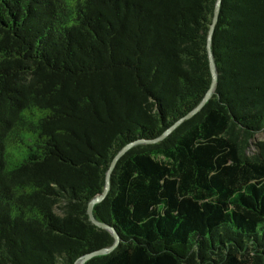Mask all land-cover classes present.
<instances>
[{
	"label": "trees",
	"instance_id": "16d2710c",
	"mask_svg": "<svg viewBox=\"0 0 264 264\" xmlns=\"http://www.w3.org/2000/svg\"><path fill=\"white\" fill-rule=\"evenodd\" d=\"M217 0H0V264L111 245L88 220L116 152L211 82ZM215 87L116 162L83 264H264V0H220ZM106 233V234H105ZM253 252V254H250Z\"/></svg>",
	"mask_w": 264,
	"mask_h": 264
},
{
	"label": "water",
	"instance_id": "95a60500",
	"mask_svg": "<svg viewBox=\"0 0 264 264\" xmlns=\"http://www.w3.org/2000/svg\"><path fill=\"white\" fill-rule=\"evenodd\" d=\"M219 2H220V0L216 1L214 11H213L212 20H211V23H210L209 28H208L207 39H206V51H207L210 73H211V82H210V86H209L208 90L206 91V93L204 94V96L202 97L200 102L195 107H193L186 114H184L183 116H181L180 118L175 120L173 122V124H171L168 128H166L159 136L152 138V139H136L134 141H131V142L125 144L116 152V154L111 159L110 164H109V166L105 172V179H104L105 183H104V188H103L101 194L92 198L87 203V209H86V214H87L89 222L91 224H93L94 226L100 228V229H104L106 231H109L113 237V242L108 247L98 248V249H95V250H92V251H89V252L82 254L81 256H79L75 260V262L73 264H83L84 262H86L87 260H89L92 257L108 253L119 242V237H118L117 233L112 229V227L109 226L108 224H106L105 222H100V221L96 220L94 215H93V205L95 203L100 202L105 197V195L109 189V178H110L111 172H112L116 162L118 161V159L120 157H122L123 154L129 148H131L137 144H149V143H155V142L161 141L172 129H174L176 126H178L182 121L189 119L193 114L198 112L202 108V106L205 104V102L208 100V98L210 97L211 92L214 90L216 81H215V69H214V65H213V61H212V54H211V49H210V44H211L210 40H211V35L213 32V27H214L216 20H217Z\"/></svg>",
	"mask_w": 264,
	"mask_h": 264
},
{
	"label": "rangeland",
	"instance_id": "374dc122",
	"mask_svg": "<svg viewBox=\"0 0 264 264\" xmlns=\"http://www.w3.org/2000/svg\"><path fill=\"white\" fill-rule=\"evenodd\" d=\"M177 127V126H176ZM175 127V128H176ZM174 128V129H175ZM174 129H172L170 132H172ZM170 132L168 133V135L170 134ZM167 136V135H166ZM165 136V137H166ZM159 142V141H158ZM264 149V128L256 133H254L253 135H251L250 137H248V147L245 150V154L247 156H252L254 153L258 152L259 150ZM110 189V188H109ZM108 192V191H107ZM106 196V195H105ZM104 199V198H103ZM102 199V200H103ZM106 231V230H105ZM109 237H111V239L113 240L112 235L110 234L109 231H106ZM109 253V252H108ZM107 254V253H105ZM250 254H253V252H251ZM104 255V254H103Z\"/></svg>",
	"mask_w": 264,
	"mask_h": 264
}]
</instances>
